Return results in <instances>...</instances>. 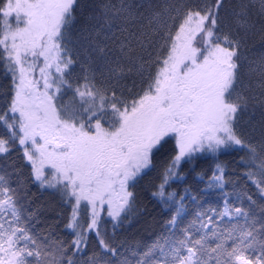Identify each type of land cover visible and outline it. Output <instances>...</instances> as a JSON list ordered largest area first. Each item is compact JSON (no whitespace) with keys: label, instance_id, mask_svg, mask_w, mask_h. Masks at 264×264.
<instances>
[{"label":"snow or ice","instance_id":"1","mask_svg":"<svg viewBox=\"0 0 264 264\" xmlns=\"http://www.w3.org/2000/svg\"><path fill=\"white\" fill-rule=\"evenodd\" d=\"M0 264H264V0H0Z\"/></svg>","mask_w":264,"mask_h":264},{"label":"trees","instance_id":"2","mask_svg":"<svg viewBox=\"0 0 264 264\" xmlns=\"http://www.w3.org/2000/svg\"><path fill=\"white\" fill-rule=\"evenodd\" d=\"M242 119H246L243 117ZM227 159V158H224ZM142 184L146 182H141ZM30 187V194L32 195L33 200L35 201L36 205L40 207V219L41 221H48L51 222L53 219L56 218L57 212L59 211V204L57 198L51 193L47 191L40 190L35 187ZM173 187H176L175 185ZM183 187V186H181ZM141 200L142 203L147 205L148 208H152L153 204L148 200V193L141 192ZM151 222V217H146L141 219L139 222H134L132 227L128 228V230L122 231L121 239L123 238H140L141 236H146L148 229V225ZM45 225L41 223L38 227H44Z\"/></svg>","mask_w":264,"mask_h":264}]
</instances>
